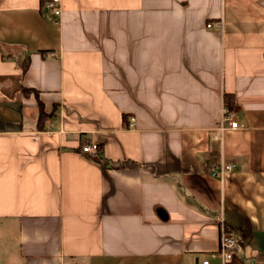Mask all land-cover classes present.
<instances>
[{"label": "crops", "instance_id": "0c3cea01", "mask_svg": "<svg viewBox=\"0 0 264 264\" xmlns=\"http://www.w3.org/2000/svg\"><path fill=\"white\" fill-rule=\"evenodd\" d=\"M43 1L0 0V264H221L222 219L264 264V0Z\"/></svg>", "mask_w": 264, "mask_h": 264}, {"label": "built area", "instance_id": "2783aa9c", "mask_svg": "<svg viewBox=\"0 0 264 264\" xmlns=\"http://www.w3.org/2000/svg\"><path fill=\"white\" fill-rule=\"evenodd\" d=\"M44 9L49 13V16L61 17L62 8H61V0H50L44 5ZM212 24H209L208 27H212ZM222 27V24L220 25ZM134 119L132 118V122ZM240 128L239 123L235 120L233 112L227 113V110L224 109L222 114V119L219 125L217 126L216 131L218 135H215V140L221 138L223 134L228 129H237ZM99 145L96 143L88 144L82 147V152L90 155L91 157H97L99 155ZM234 168L233 165L229 164H220L213 172L212 175L218 177L220 179L224 178L225 175L232 171ZM238 247L237 240L227 231L225 226L224 219H222L220 223V250L219 256L221 258V264H229L236 253ZM203 264H211L206 261Z\"/></svg>", "mask_w": 264, "mask_h": 264}, {"label": "trees", "instance_id": "16d2710c", "mask_svg": "<svg viewBox=\"0 0 264 264\" xmlns=\"http://www.w3.org/2000/svg\"><path fill=\"white\" fill-rule=\"evenodd\" d=\"M46 4V2L43 1V7ZM30 65V61L25 60L24 63L22 64V70L23 73H25L27 71V69L29 68ZM34 91V90H33ZM32 90H23V92H26L27 95L32 94L33 93ZM35 95L37 96L39 93L37 91L34 92ZM224 102H225V109L227 110V113H231L233 112L234 109V99H233V95L231 94H226L224 97ZM39 116H38V122H39V127L40 129H43L46 122L52 118L54 116V112H46L45 109L43 108L42 104H39ZM124 120H126V117L124 116ZM99 150H101V147L99 146ZM100 153V151H99ZM219 159V157L216 155V153L212 154L210 157H208L207 161L204 164V169H206V171H211L212 167L217 165V160Z\"/></svg>", "mask_w": 264, "mask_h": 264}, {"label": "rangeland", "instance_id": "374dc122", "mask_svg": "<svg viewBox=\"0 0 264 264\" xmlns=\"http://www.w3.org/2000/svg\"><path fill=\"white\" fill-rule=\"evenodd\" d=\"M231 263H232V261L229 264H231Z\"/></svg>", "mask_w": 264, "mask_h": 264}]
</instances>
